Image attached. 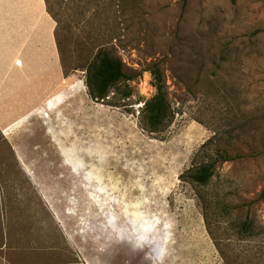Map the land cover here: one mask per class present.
<instances>
[{"label": "rangeland", "instance_id": "374dc122", "mask_svg": "<svg viewBox=\"0 0 264 264\" xmlns=\"http://www.w3.org/2000/svg\"><path fill=\"white\" fill-rule=\"evenodd\" d=\"M29 2L49 21L50 49L39 52L41 71L14 62V86L0 73L10 222L26 210L58 264H264V0ZM6 15L4 70L8 54L28 61L41 49ZM101 54L130 79L96 102L85 75ZM152 65L169 108L150 132ZM210 163L205 184L189 178Z\"/></svg>", "mask_w": 264, "mask_h": 264}, {"label": "crops", "instance_id": "0c3cea01", "mask_svg": "<svg viewBox=\"0 0 264 264\" xmlns=\"http://www.w3.org/2000/svg\"><path fill=\"white\" fill-rule=\"evenodd\" d=\"M3 2L5 4H8L7 0H4ZM26 2L27 4L23 3V0H15V2L13 0H10L9 5L11 7L9 5H5V7H0V9L6 11V16H8L6 25L10 26L14 22L13 26L15 28L16 25L19 24L21 26L19 32H24L25 29H27V32L28 30H31L33 32L31 33L32 37H30L33 40L36 39V41H34L37 44L38 42H41V49L39 51L34 50L35 52H33L32 56L29 57L30 59L28 61H25V58H22L19 55L17 56L14 53L10 57L8 54V59H6V66L7 64H9V68L7 67L6 70L5 67L4 70L3 66L1 65L0 73L6 75V78L9 79L8 81L9 83H11V86L15 85L14 79L11 78L15 77V74L17 73L16 71L18 69L20 70L21 68L20 65L17 67L16 64H14L15 61L18 64H21L23 62L31 63L30 67H33V72L41 71V67L45 66L46 63L45 61H43V58L41 57L40 53L44 54L42 50L45 47L48 50L50 49L48 48L49 38L47 41V33L49 29H46L49 28L48 19L45 15L42 14V11L40 12V14L37 15L34 12L33 6L29 2V0H26ZM41 21L48 23V26L43 27ZM28 27L32 29H29ZM36 32L38 33L37 35H35ZM24 39L26 38H22L21 40L19 38V41L23 42L24 50H26V47L29 46V44L27 40ZM42 69L44 70V68ZM1 199L2 196L0 192V264H58L60 262V256L59 254L51 253L49 246H47L48 240L45 239V229L43 230V227L38 226L40 227V231H42L41 233L44 238L41 237L39 234L34 235L35 226L32 227L33 229H29L27 227L28 225L26 219V210L21 209L20 206L16 208V218H19L21 216V218L24 219L20 223L10 222V212L8 210H3L2 202L4 201H2ZM39 205L43 209L44 206L41 202L39 203ZM31 226L32 225H30V227ZM57 256L59 257L58 259Z\"/></svg>", "mask_w": 264, "mask_h": 264}, {"label": "trees", "instance_id": "16d2710c", "mask_svg": "<svg viewBox=\"0 0 264 264\" xmlns=\"http://www.w3.org/2000/svg\"><path fill=\"white\" fill-rule=\"evenodd\" d=\"M182 1L185 2V0ZM148 71L154 94L144 103L143 115L146 129L153 132L166 121L169 104L162 71L157 65H152ZM129 79L119 59L108 54H101L87 68L85 85L89 97L100 102L116 84ZM213 167V163L203 165L189 175V178L193 182L205 184L212 176Z\"/></svg>", "mask_w": 264, "mask_h": 264}, {"label": "clouds", "instance_id": "9594fccd", "mask_svg": "<svg viewBox=\"0 0 264 264\" xmlns=\"http://www.w3.org/2000/svg\"><path fill=\"white\" fill-rule=\"evenodd\" d=\"M153 264H163V258H161L159 260H154Z\"/></svg>", "mask_w": 264, "mask_h": 264}, {"label": "water", "instance_id": "95a60500", "mask_svg": "<svg viewBox=\"0 0 264 264\" xmlns=\"http://www.w3.org/2000/svg\"><path fill=\"white\" fill-rule=\"evenodd\" d=\"M60 150H61V148H60ZM61 154H62V151H61ZM62 156V159H63V162L65 163V159H64V157H63V154L61 155ZM66 164V163H65ZM73 171V170H72Z\"/></svg>", "mask_w": 264, "mask_h": 264}, {"label": "bare ground", "instance_id": "6f19581e", "mask_svg": "<svg viewBox=\"0 0 264 264\" xmlns=\"http://www.w3.org/2000/svg\"><path fill=\"white\" fill-rule=\"evenodd\" d=\"M62 154H65V152H62Z\"/></svg>", "mask_w": 264, "mask_h": 264}]
</instances>
